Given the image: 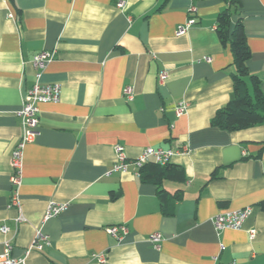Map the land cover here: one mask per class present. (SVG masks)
<instances>
[{"label": "crops", "instance_id": "obj_1", "mask_svg": "<svg viewBox=\"0 0 264 264\" xmlns=\"http://www.w3.org/2000/svg\"><path fill=\"white\" fill-rule=\"evenodd\" d=\"M239 2L232 21L242 23L248 71L264 96V0ZM225 7L223 0H0V227L11 230L0 232V254L9 240L10 257L25 264H100V254L104 264H264V125L235 132L210 125L232 98L236 73L215 33ZM188 19L195 24L176 36ZM44 51L55 57L36 78L31 60ZM36 83L59 85L60 98L38 104L18 189L26 221L14 233L10 155L24 95ZM182 102L187 110L177 117ZM117 145L128 161L145 148L173 150L169 164L184 181L147 183L134 165L106 176ZM50 203L66 208L44 222ZM243 209L250 215L239 230H214L212 218ZM119 225L128 235L117 242L106 229ZM37 230L50 244L28 251ZM153 233L162 236L159 250L148 242Z\"/></svg>", "mask_w": 264, "mask_h": 264}, {"label": "built area", "instance_id": "obj_2", "mask_svg": "<svg viewBox=\"0 0 264 264\" xmlns=\"http://www.w3.org/2000/svg\"><path fill=\"white\" fill-rule=\"evenodd\" d=\"M117 8L123 10V3H118ZM194 9L191 8L190 12ZM195 21L193 19H188L184 24L179 25L176 30V36L184 35L193 25ZM55 55L53 52H41L36 54L32 60L31 64L36 72V78H39L40 72L44 69L46 64L54 59ZM206 62H210V58L205 59ZM167 79V72L163 71L158 76V81L160 83ZM123 95L127 100H132L133 94L130 87H126L123 90ZM60 98V87L57 84L50 85H40L36 83L30 90L26 92L22 101V107L18 113L21 124V134L17 142L14 144L10 155V165L12 169V174L9 177L10 182V206L15 208L19 215L15 220V233L19 224L24 223L26 220L21 213V204L18 197V189L21 182V170H22V160L23 151L27 144L31 143L37 135V127L39 122V109L38 104L40 103H57ZM187 110V105L182 102L178 104L175 108V115L177 117L183 115ZM116 162L110 170L105 174L110 176L115 173H125L129 165H134L138 170H140L144 165L152 163L159 166H166L170 163L171 158L174 155L173 150H159L153 148H145L139 158L128 161L124 155L123 147L117 145L114 147ZM139 177V173L136 174ZM66 208L65 204H54L50 203L46 207L42 220L44 222L57 217ZM250 215V209H243L235 212H228L224 214H219L212 218V225L216 232L222 231L224 229L239 230L244 222ZM11 230L7 226H1L0 232L2 235H7ZM108 236L119 242L124 236L128 235V229L125 225L110 226L106 229ZM249 240L255 238V230H249L247 232ZM148 242L155 250H159L160 244L162 242V236L159 233H153L149 236ZM50 240L47 235L42 234L39 230L35 231L33 238L28 246V251L41 252L44 247L49 246ZM12 247L11 241L4 242V250L0 254V264H25L24 259H15L10 257V250ZM97 263L104 264L105 257L103 254L94 256Z\"/></svg>", "mask_w": 264, "mask_h": 264}, {"label": "trees", "instance_id": "obj_3", "mask_svg": "<svg viewBox=\"0 0 264 264\" xmlns=\"http://www.w3.org/2000/svg\"><path fill=\"white\" fill-rule=\"evenodd\" d=\"M223 1L226 7L216 18L215 33L220 45L229 48L236 73L232 76V98L215 113L210 125L223 131L235 132L264 125V96L260 91L258 79L248 71L247 62L251 53L242 23L239 19L235 23L232 21L240 8V2L239 0ZM248 83L251 86V93ZM174 169L170 164L166 166L144 165L139 170V178L144 182L159 185L164 179H179L173 173ZM184 179L182 174L179 180L184 181ZM179 193L175 194L174 200L181 199ZM158 198L161 204L165 205L166 192L158 189ZM261 207L264 210V204Z\"/></svg>", "mask_w": 264, "mask_h": 264}]
</instances>
